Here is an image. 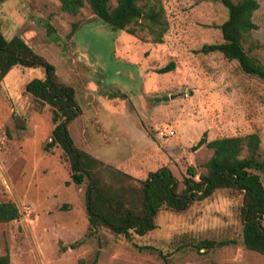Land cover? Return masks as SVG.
I'll list each match as a JSON object with an SVG mask.
<instances>
[{
	"label": "rangeland",
	"instance_id": "obj_1",
	"mask_svg": "<svg viewBox=\"0 0 264 264\" xmlns=\"http://www.w3.org/2000/svg\"><path fill=\"white\" fill-rule=\"evenodd\" d=\"M160 1L168 23L160 44L147 28L113 31L87 4L76 15L64 12L61 0H6L0 24L5 39L22 38L74 88L81 115L68 129L79 149L129 174L135 186L167 167L181 191L187 168L198 179L213 155L205 146L191 151L204 133L207 141L258 134L264 160V82L220 52H202L222 42L227 10L219 0ZM256 1L257 29L243 46L264 65V0ZM146 2L153 0L139 5ZM169 62L175 68L158 74ZM44 74L18 65L0 82V202L20 211L0 223V253L10 264H264V255L244 246V196L235 189L216 190L184 212L161 210L155 230L130 240L92 228L87 181H71L59 147L45 150L53 109L25 90ZM258 174L264 186V172ZM203 241L227 244L197 249Z\"/></svg>",
	"mask_w": 264,
	"mask_h": 264
},
{
	"label": "trees",
	"instance_id": "obj_2",
	"mask_svg": "<svg viewBox=\"0 0 264 264\" xmlns=\"http://www.w3.org/2000/svg\"><path fill=\"white\" fill-rule=\"evenodd\" d=\"M6 0H0V5ZM141 0H117L111 7L110 0H61V9L72 15L78 14L87 4L92 13L113 31L135 34V28H147L155 43H162L168 29L160 0L139 5ZM227 10V19L219 26L222 42L204 46L202 52H220L228 61H237L241 70L264 82V65L244 49L243 42L257 29L252 17L259 8L256 0H219ZM73 23L69 37L77 31ZM41 67L44 77L27 84L26 93L52 107L53 122L50 141L45 145L49 151L59 147L65 154L71 181L85 189V207L92 228L105 227L116 235L131 239L133 235L144 236L156 229L155 218L161 210L186 211L194 202L209 198L216 190L235 189L243 193L241 217L243 243L251 251L264 255V186L258 172H264V160L260 159L261 139L258 134L244 137H223L207 141L206 134L191 147L196 151L205 146L213 150L212 157L203 165L205 173L196 179L193 166L187 168L183 189L167 167L150 172L140 186L134 178L79 149L69 133V125L81 115V108L73 87L61 82L55 67L35 53L20 37L4 38L0 24V82L15 67ZM175 68L174 62L157 70L165 74ZM246 151L247 154L242 156ZM20 211L13 202H0V223L18 219ZM203 241L197 249L226 245ZM80 264L86 263L80 260ZM0 264H10L9 255L0 253Z\"/></svg>",
	"mask_w": 264,
	"mask_h": 264
},
{
	"label": "built area",
	"instance_id": "obj_3",
	"mask_svg": "<svg viewBox=\"0 0 264 264\" xmlns=\"http://www.w3.org/2000/svg\"><path fill=\"white\" fill-rule=\"evenodd\" d=\"M168 134L172 135L173 134V131L172 130L168 131Z\"/></svg>",
	"mask_w": 264,
	"mask_h": 264
}]
</instances>
